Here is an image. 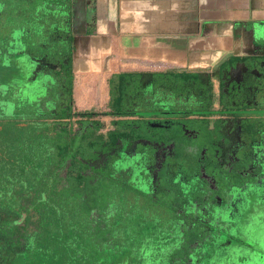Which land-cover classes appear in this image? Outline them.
<instances>
[{
  "label": "rangeland",
  "instance_id": "rangeland-1",
  "mask_svg": "<svg viewBox=\"0 0 264 264\" xmlns=\"http://www.w3.org/2000/svg\"><path fill=\"white\" fill-rule=\"evenodd\" d=\"M33 4V2H32ZM32 12V9H29L26 11V15H29ZM7 17L10 18V21H14L15 24L19 25V18H21L20 13H8ZM32 25V24H31ZM27 22H24V26L27 28L30 26ZM33 28V27H32ZM31 28V29H32ZM37 27H34L32 31V35H36L38 32ZM16 33L19 37V35L22 34L21 31H16ZM17 37L18 41L14 44L15 48H17V51L20 50L22 47L20 45V39ZM51 40V39H50ZM91 45L88 43L80 44V43H72L70 44V56H71V67H72V72L76 73L79 70H82L83 68V61L84 59H87L88 61H91L89 54H86L87 51H89ZM82 49V51H81ZM78 51V52H77ZM73 57V58H72ZM73 65H72V60ZM2 61V60H1ZM35 61V60H34ZM25 61H23L24 64ZM92 64H97L99 61L98 60H92ZM90 62V63H91ZM35 63V62H34ZM39 63V62H38ZM86 63V60H85ZM232 67L228 68H236L231 65ZM25 65H22L18 68V71L15 69V65H6L5 63L3 64L0 62V91H2L5 85L7 84H12L19 87V88H25L26 86V81H28L29 78H31L33 75L35 78V82H37V86L35 91L33 92H28L27 88L22 89L21 91V96L18 98L16 96L13 97H1V101L4 100H9L11 99L15 104L16 107H11V111L13 112L12 114V119L17 120V116L19 113H31L33 114V111L31 108V102H27L26 104L23 105L24 100H32L37 97H40L43 95V89H44V83L45 81L42 80L45 78V75H42L41 73L38 72V69L34 70L33 75H27L29 70L25 68ZM91 64L88 63V66L86 65V68L88 70L90 69ZM248 70L246 67H242L240 70ZM230 69V70H232ZM152 70V69H149ZM84 71V70H83ZM165 71V70H164ZM160 71L161 73H156V71H149L150 78L147 80L141 78V75L135 72H129V74L123 73L122 75L118 77H113L110 81L109 88L107 87V90L100 93L99 96H97L96 92H91L89 95L86 92V86L87 83H83L84 76H76L73 75L71 77V88H70V95H69V102L67 95L65 93H61L60 90L57 91V95L59 97L62 96L65 105H68V108L72 113H87L89 115H86L90 117L84 118L83 115H76L77 119H71V117H63L60 120L63 121V123L58 124L62 129L58 128L57 125L54 127L58 130L56 131L57 133L47 136L46 133H43L44 130L49 129L47 127L51 125V123L54 122L50 118L49 114H57V110L62 112L65 109H59L58 105L55 104L54 102H48L47 106L51 110H45L41 106V110L36 109L34 115L37 114H45L49 115L48 118H46L47 125L43 124V126L38 127V126H27L20 128L18 126H13V132H9V134L13 136V139L11 138L12 141H8V143L4 144V147H2L3 154L8 155L6 158H0V161L4 162V164L7 163V160H11L9 165H4L6 168H9L10 170H13V176H15V179H12L11 189L14 190V194H21V196L18 198L25 197L23 200V203H26L29 199V196L32 199V193L34 191L33 187V182L40 184V179L43 177L40 174H37L36 170H42L44 173L47 171L54 170V167L56 165L55 161H57L62 155L60 153V149L63 148L67 151H69L70 156L69 158H72L73 156L76 158V163L70 162L69 158L64 159V164L62 167H65L67 165L68 169H72L71 172L67 173L66 171L64 172V169L61 171L62 174L60 178H62L61 182H67L68 184L63 186L61 189L57 191V196L52 197L55 202H61V206L63 205L65 199L67 201H70L71 205H65L64 208L65 210L61 211L62 213H65L66 215H69L72 212H75L74 218H79L77 223L79 224V227H85L87 224V221L84 218L85 213V206L86 203L89 204L91 202H94L95 200H98L99 202H94L99 206H103L106 204L108 198L111 196H117L118 201L120 200L121 205L123 207L120 208L122 211H125L123 217L117 215L116 220L118 223H113V221H110V227L109 232L111 234H114L115 236L112 237L115 242L120 243V248L122 251L118 254H115L112 256L113 261L110 264H162L161 259H159L160 256H155V260L150 259V254L154 253L153 246L151 245V240L153 239L154 236H158L159 230L163 227H165L168 230H170V224L169 220L173 219L170 212L169 202H167V198H163L162 204L157 208L156 206L151 208H154V210L150 211L155 214V216L158 218L157 223H155V219L151 218V213L145 214L146 212L142 211L143 208L145 207V202H147V205L149 206L150 200L148 199H143L142 197L135 198V194H140L139 188H143L150 193H154V195H159L158 191V186L155 185V182L157 180L162 181V178L167 175L164 171L160 169L156 173H144V175H141L138 173V171H131L130 167L128 165H124L123 167L122 162L120 160L121 156L123 155H129L130 157H134V159H138L142 152L137 153L136 151L132 150V153L130 155L129 149L127 147L126 142H124V135L126 133H129V131L134 132L133 134L139 133L142 131V127L146 126V128L150 129H157L159 127L163 126H158L159 125V120L155 121L154 118H150L146 120L145 125L142 122L139 126L136 123H130L135 117L131 113H123V115H120L119 117H116V111L122 112L132 109L133 106L139 105L141 101L143 100H157L160 99L163 101L165 105H176L175 108L178 109L177 104H180L182 102H186L189 100H195L196 102L203 100L205 106L208 108H220V102L219 100H222L223 103L222 105L224 107L222 108H229V100H231V106H249L248 108H259V109H264V91L261 88V86H242L238 84V87L235 88H227V90H224V84H222L221 89L223 90H218L219 88L216 87L215 83L210 82L211 87H206L208 86V83L206 86L204 83L199 81V78L195 77V81L190 82L189 86L190 88L186 85L187 83L186 80L182 79L181 77L183 76L181 72H165ZM168 71V70H167ZM81 72V71H80ZM158 72V71H157ZM229 79L232 80L233 82L235 81V75L231 73V75H228ZM75 85L72 87V83ZM116 79V82H115ZM39 81V82H38ZM231 82V81H230ZM185 83V84H184ZM184 84V86H183ZM78 88L76 93L79 95V101L74 98L75 94L73 96V88ZM27 86H31L27 85ZM26 86V87H27ZM187 89L190 92H187ZM72 94V95H71ZM73 97V98H72ZM78 98V97H77ZM61 99V98H60ZM23 101V102H22ZM62 101V103H63ZM194 101V102H195ZM241 102L237 103L236 102ZM22 102V104H21ZM70 103V106H69ZM61 103H59L60 105ZM192 104V102H191ZM28 108H27V107ZM67 108V107H66ZM231 108V107H230ZM170 109V108H168ZM132 111V110H131ZM9 112V111H8ZM8 112H3V114H6ZM114 116H112V114ZM17 115V116H15ZM75 115V114H74ZM56 116V115H55ZM29 118L30 120H33V118H30V115L26 114L23 118ZM114 117V118H113ZM21 119V117H20ZM23 119V123H24ZM35 120H37L36 117H34ZM208 121H205L206 126L208 128L214 130L216 128L217 134L219 140L218 144L221 148H223V151H220L219 149V156L222 158H226L228 154L231 151L230 145H234L235 139L233 136V132H239L240 134V139H244L242 132L239 130H236L235 124H233V118L232 117H225L223 116L220 120L215 122L214 120H218L219 118H216L215 116L211 115L209 118H207ZM253 119L254 124L253 125H258L260 127L264 126V115H258L255 118H250ZM49 120H52L51 122H48ZM85 121V122H83ZM92 121H97L98 126L96 128H86L84 127V123L86 122H92ZM119 121H125L124 124L120 123ZM231 121L230 124H228ZM193 123V126H195L197 123H200L199 121L193 120L191 121ZM6 125L11 126L8 122L5 123ZM83 124V125H82ZM163 124V123H162ZM245 124H248L245 122ZM245 124L243 123L242 127L244 128ZM46 125V126H45ZM11 126V127H12ZM201 128L200 127V132L202 135L195 140V142H200L207 144L210 141V138L215 133H212L210 130L207 128ZM235 126V127H234ZM10 127V130H11ZM219 127V128H218ZM246 127V126H245ZM259 127V128H260ZM69 128V129H68ZM60 129V130H59ZM69 131H67V130ZM163 129H165L163 127ZM240 129V128H239ZM52 129H49L50 131ZM51 132V131H50ZM5 134H8V132H2ZM52 133V132H51ZM83 133V135L80 134ZM122 133V135H120ZM144 133V132H142ZM72 134V135H69ZM79 134V135H78ZM145 134V133H144ZM77 135V136H75ZM148 135V134H145ZM170 135V132H163L157 140L160 143V140H164ZM173 136V134H172ZM175 136V135H174ZM223 137V138H222ZM216 140V141H217ZM144 144H147L148 141L144 140ZM186 141L184 140L183 143ZM198 143H195L196 146H199ZM194 144V143H193ZM49 147V153H46L47 148ZM230 150V151H229ZM223 152V154H222ZM244 153V152H240ZM73 155V156H72ZM4 156V155H3ZM72 156V157H71ZM12 157V158H11ZM73 157V158H74ZM78 159L83 162L84 168L93 167V168H99L102 163L109 159H111L112 164H111V169L112 172L115 176H117V173H126L127 176L130 174L131 177L129 176V182L132 184L133 187V194L132 195H126L125 193H120L118 190H116V186L111 182V181H104V179H97V181H93L95 174L92 171H89V169H83V168H78L77 162ZM16 160V164H15ZM22 161L25 162H30L28 169H24V166L21 165ZM1 163V162H0ZM2 164V163H1ZM2 165V166H3ZM35 165V166H33ZM122 167V168H121ZM193 164H189L187 171H183L184 175H186V179L183 180V182L180 184V180L177 179V183L171 182L167 187H176L177 190H179L180 193H183L187 196L190 197V201L192 200H199L200 194L204 195L205 193H209V190H211L209 183L207 181H202L200 178L195 177V174L192 172L193 171ZM128 168L130 171H128ZM134 169V168H133ZM0 174L3 173L2 169H0ZM22 170L23 175L22 179L24 178L25 182H20L18 181V172ZM98 172V170H97ZM131 172V173H129ZM197 172V171H196ZM206 174V173H205ZM139 175V176H138ZM124 176V175H123ZM197 176V174H196ZM126 176H124L125 178ZM160 177V178H158ZM14 178V177H13ZM4 179V178H3ZM8 179V178H7ZM119 180V179H117ZM26 181H30V188L28 187V184ZM3 185H9V182H2ZM19 185L18 188L13 187L14 185ZM46 185H49L50 183L47 182L45 183ZM130 184H126L127 187H130ZM9 185V186H10ZM35 185V184H34ZM176 185V186H175ZM109 186H112L109 188ZM121 186V184H119ZM160 187L163 189L164 185H160ZM157 188V189H156ZM17 190V192H15ZM20 191V192H18ZM158 191V193H156ZM163 191H166V185L165 189ZM252 192V191H251ZM27 193L29 195L27 196ZM123 194V199L120 197V195ZM250 196H254L255 194H249ZM18 196V195H16ZM15 196V197H16ZM120 197V198H119ZM2 198V199H1ZM5 198V196H1V202ZM64 200V201H63ZM83 200V201H82ZM80 202V208H78L76 205H74L77 202ZM129 205H127V204ZM126 204L127 206H124ZM261 204V203H260ZM185 204H182L184 206ZM189 208V207H187ZM1 209V208H0ZM145 210V208H144ZM1 211V210H0ZM146 211V210H145ZM6 211H1L0 212V224L3 221V218L6 217L4 216ZM259 214V217L264 218V213ZM63 216V214H61ZM78 215V217H77ZM70 216V215H69ZM71 217V216H70ZM175 218V217H174ZM72 219V218H71ZM150 219V220H149ZM253 218L252 220H254ZM68 221V220H67ZM65 222V220L63 221ZM164 224V225H163ZM88 225V224H87ZM119 225V227H117ZM154 226H157L159 229L155 230L153 229ZM91 228V227H90ZM94 229V234L97 235L100 232L97 230V228ZM189 230V229H188ZM186 230L185 236H191L193 233V230L188 231ZM157 231V232H156ZM114 232V233H113ZM243 237L239 241L236 237L230 238L231 242L235 243H243L250 247L254 251V256L252 257V261L255 259L260 260L264 258V221L262 224L256 226L253 228V230H248L247 232L242 235ZM165 237V236H164ZM97 238V237H96ZM160 236H158L157 239L161 240ZM5 239V237L0 235V243ZM156 239V238H155ZM243 240V241H242ZM113 241V242H114ZM112 243H108L107 245H112ZM114 242V243H115ZM157 242V241H156ZM156 242H154L156 244ZM160 242V241H159ZM158 242V244H159ZM161 245V242H160ZM163 247V245H161ZM248 248L249 251H244L241 247L236 250V255L234 256L235 261H223V258L219 259L220 257H226L227 254L226 252L228 251H222L218 252L216 254V259L220 264H258L256 261L252 263L248 256L249 252L251 249ZM227 250V249H225ZM9 249L7 250V252ZM230 251V250H229ZM161 253V252H160ZM159 255V252L157 253ZM117 255V256H116ZM245 261V262H244ZM240 262V263H239ZM259 264H264V261Z\"/></svg>",
  "mask_w": 264,
  "mask_h": 264
},
{
  "label": "flooded vegetation",
  "instance_id": "flooded-vegetation-1",
  "mask_svg": "<svg viewBox=\"0 0 264 264\" xmlns=\"http://www.w3.org/2000/svg\"><path fill=\"white\" fill-rule=\"evenodd\" d=\"M2 5H4V2L3 0H0V6ZM65 20L66 15L63 14L62 21ZM17 37L18 35L16 34L13 36V41L10 45L4 49H0V62L3 64L5 63L6 65H11L12 63V65L16 66L15 69L17 71L20 66L25 65V68L29 70L27 75H33L36 68L39 73L46 76L42 79L45 81L43 95L35 98V103H37L31 108L34 111L32 114L33 120H30V123L38 127L43 126V124L47 125L46 118H48L49 115L50 118L54 120L53 123L61 121V118H57L54 112L49 115L45 114V112L41 115H34L35 110H39L41 106L45 110L51 111L47 106L48 102H54L59 108L66 106L62 96L59 97L57 95L58 90H60L61 93H65L67 89L65 84L67 78V75L65 76L66 71L62 70V68L58 67L55 62L52 61L53 57L58 53L51 52L48 54V58L45 57V54L31 56L28 55L21 44L22 48L17 51V48H15L14 45L18 41ZM61 40L60 37L55 39L58 43ZM63 40L65 41V38ZM48 42L52 43L51 41ZM10 50H12L11 52H13L16 61L10 60L12 57V53L9 52ZM23 61H25L24 64ZM221 68H224V66ZM70 69L72 77V67ZM165 72L166 71H164V73ZM156 73L161 72L158 71ZM245 74L248 75L247 73ZM182 75L181 78L186 80L185 83H187L186 85L189 88V83H194L195 77L199 78V81L204 83L205 86L208 83V86L206 87H211L210 81H207L208 77L206 75L202 76L192 73H182ZM34 76L35 75L26 81V86L30 84L31 86H25L27 89L24 87L22 89H25L28 92L35 91L38 84L34 81ZM215 76L217 80L216 87L219 88L218 90H222V84H224V90H227V88H234L231 83H227L225 78H221V72L219 73V76H217V74H215ZM259 79V83L257 84H263L264 74ZM241 82H244L243 79L239 84L244 86ZM9 85L17 87L13 85V83H10L3 88L5 89V87ZM0 86L2 85L0 84ZM17 88L22 91L21 88ZM187 92L190 91L187 89ZM33 100L34 99L28 100V102ZM194 101L189 100L187 101L188 103L182 102L177 104L178 109H176V105H165L160 99L154 101L143 100L139 105L133 106L131 109L132 111L128 109L125 112L123 111L116 114V117H119L120 115H123V113H131L135 117H133L134 119L130 123H136L137 125L139 123V126L142 122H144L143 124L145 125L147 119L154 118L155 121L159 120L158 126H163L165 128L163 129V127H159L157 129H145L146 126H143L141 128L142 131L139 133H136L135 131V134H133L134 132L129 131V133L124 135L123 140L127 144L130 155L132 150L137 153L142 152V154L136 160L133 156L130 157L129 155H123L120 158L122 167L126 164L128 167L132 168L130 169L131 171L137 170L141 175H144L145 172H149V174L156 173V171L158 172L160 169L165 170L164 172L167 174L162 178V183L159 180L155 182V185H159V195H154V193H150L139 187L137 188L140 194H135L136 199L142 197L145 200H150L149 206L147 205V202H145L144 208L146 211L144 208L142 211L146 212V215L151 213L150 216L155 219V223H157L158 218L153 212H150L154 210L151 206L153 205V207L156 206L158 208L162 204L163 198H167V202H169L168 206L170 207V210H172L170 216L173 218L169 220L170 230L167 231L165 227L159 230L158 236L162 237L160 238L161 240L157 239L158 236L153 237L151 245L153 246L152 250H154V253L149 255L151 260H155V256H160L156 261L161 259L162 264H220L218 260L221 258H223L224 262L235 261L234 256L237 254L236 250L238 248L241 247L244 251H249L248 248L250 247L243 243L241 244L240 242H231L230 238L236 237L240 241L245 232L249 229L253 230V228L262 224L264 221V218L259 217L258 214L264 213V126L260 127L258 125H253L255 121L250 119L252 117L256 119V117L261 114L264 115V109H252L248 108L249 106L247 107L244 105H238L239 107L231 106L233 103H231V100H229V108H222L224 107L222 105L223 101L219 100L221 107L213 109L205 106L203 100L198 102ZM59 103L61 104L59 105ZM237 103L241 102L239 101L236 102V104ZM111 114L114 116L113 113ZM211 115L219 118L218 120H214L215 122L219 120L221 122L223 116L232 117L236 130L241 131L244 137V139L239 140V132H233V139H235V142L233 147L230 145L232 149L231 151L229 150L230 153L226 158L219 156V149L220 151H223V148L218 144V136L220 135L217 134L216 128L212 130L205 124V121H208L207 118ZM34 117H36L37 120H35ZM84 118L90 119V117ZM195 119L200 123L193 126L191 121ZM52 120H49L48 122H51ZM119 122L124 124L125 121ZM245 122L248 124H245ZM61 123H63V121H61ZM230 123L231 121L228 124ZM243 123L246 126H244V128L242 127ZM205 126L215 134L210 138V141L207 144L201 143L202 141L199 143L195 142V140L202 135L200 127L205 128ZM84 127L91 129L99 126L97 121H92L84 123ZM164 131L170 132V135L164 140H160L159 143L157 139L160 136L158 135H161ZM142 132L148 135H145ZM80 135H83V133ZM120 135H122V133ZM144 140L148 141L147 144H144ZM184 140L186 141L185 143H183ZM195 143H198L199 146H196ZM111 164V159H109V161L105 160L98 169H95L89 166L84 168L83 162L79 159L77 162L79 169H89V171L94 172L95 177L93 181H96L99 176L104 175L106 178L112 180L113 184L117 187L116 190L120 193L132 195L134 186L130 184L128 179L131 175L129 174L127 176L126 173L128 172H126L117 173V176H115L110 167ZM189 164L194 165L192 172L195 174V177L200 178L204 182L207 181L211 188L209 193H205L204 195L200 194L199 200L196 201H190V197H187L183 193L184 191L180 193L176 187H167L171 182L177 183V179L180 180V184L186 179V175L183 176V171H187L186 168H188ZM130 170L128 168V171ZM123 175L126 177L124 178ZM119 184H121V186H119ZM126 184H130V187H127ZM160 185H164L163 189H165L166 185V191H163ZM158 191H156V193H158ZM123 194H119L122 199ZM249 194L255 195L252 197ZM24 198L25 197L20 198V202L23 203ZM30 198L31 197L29 196V199ZM126 204H124V206L129 205ZM182 204L185 205L182 206ZM120 205L121 202L120 200L118 201V197L115 195L109 198L105 206L98 213H96V209L95 211H92L93 208L90 209V216H92L90 225L98 223V227L102 228L105 223V226L108 229L110 227V221L118 223V221H114V219L116 220L117 215L123 217V215L127 213L126 210L122 211L123 207ZM5 213L11 215L14 212L6 211ZM29 215L32 216L33 214L30 213ZM23 216V212L19 215H15L12 219V224L20 223L24 218ZM253 218L255 219L252 220ZM30 220L32 222L35 221L33 216ZM30 224L31 222H29L26 227L24 234L31 235L34 231V229L29 226ZM117 227H119V225H117ZM156 227L157 226H154L153 229L155 230ZM111 228H109V230ZM159 228L157 227L156 229ZM186 230L190 232L193 230L190 237L185 236ZM105 234L110 235L111 238L115 236L110 232ZM159 241L163 247L160 245ZM154 242H156V244ZM222 251H228L226 252L227 256H222L217 260L216 254ZM158 252L159 255L157 254ZM253 253L254 251L251 249L248 254L250 258L249 261L252 263L256 261L258 264L260 261L261 263L264 261V258L260 260L254 259L252 261V257L254 256Z\"/></svg>",
  "mask_w": 264,
  "mask_h": 264
},
{
  "label": "crops",
  "instance_id": "crops-1",
  "mask_svg": "<svg viewBox=\"0 0 264 264\" xmlns=\"http://www.w3.org/2000/svg\"><path fill=\"white\" fill-rule=\"evenodd\" d=\"M68 9L72 43H88L86 54L99 61L84 59L73 73L84 76L88 95L99 96L123 73L147 80L149 71L164 70L206 75L215 84L221 72L234 88L243 79L264 91V82L257 84L264 74V0H70ZM232 64L248 70H230ZM79 86L72 89L78 101Z\"/></svg>",
  "mask_w": 264,
  "mask_h": 264
},
{
  "label": "trees",
  "instance_id": "trees-1",
  "mask_svg": "<svg viewBox=\"0 0 264 264\" xmlns=\"http://www.w3.org/2000/svg\"><path fill=\"white\" fill-rule=\"evenodd\" d=\"M3 2L4 5L0 6V49H4L10 45L13 41V36L18 33L16 31H21L22 34L19 35L18 38L20 39V44L28 55L36 56L39 54H45V57L48 58L49 53H58L53 57L52 61L55 62L58 67L62 68V70L66 71L65 76L67 75V78L65 84L67 89L65 95H67L69 102L71 88V56L69 47L71 40L75 36L71 32L69 22L71 12L68 7L70 0H3ZM29 9H32V12L29 15H26L25 13ZM7 11L11 14L20 13L21 18L18 19L19 25L15 24L12 20L10 21V18H8V15L6 14ZM63 14L66 15L65 21H62ZM24 22L32 25L30 28H26ZM34 27H37L35 30L38 32L35 36L32 35ZM57 36L62 39L59 43L55 41L56 38H59ZM64 38L65 41L63 40ZM48 41H51L52 43H49ZM13 96H16L17 98L21 96V90L9 85L5 87L4 90L0 91V98ZM24 101L26 102H24L23 105L28 102L27 100ZM36 103L35 100L31 101V107L35 106ZM11 107H16V104L11 99L4 101H1L0 99V158L8 157V155L3 154L1 151L4 144L8 143V141H12L11 138L13 139L12 134H9V132H13V126H18L20 128H25L28 125L32 126L28 117L26 119L23 118L26 114H28V116L30 115V118H32L31 113H19L18 116L15 115L17 116V120L12 119L13 112L11 111ZM62 108H65V110L62 112L57 110V118H68L75 115L88 117L86 115H89L87 113L78 114L68 112L70 111L68 105L65 107L62 106L59 109ZM3 112L8 113L3 114ZM121 112L116 111V114ZM6 122L10 125L12 123L13 126L6 125ZM60 122L61 121H58L56 123L61 124ZM56 123H51L50 126L47 125L49 129H52L50 130L52 133L48 131L49 129L44 130L43 133H46L47 136H51L57 133L56 131L58 128H64H61ZM55 125H57V129L54 127ZM4 131L8 132V134L2 133ZM48 150L49 147L47 148L46 153H49ZM60 153L62 156L55 161L56 165L54 170L44 173L42 170L35 169L37 174H40L43 177V180L42 178L40 179V184L42 183V185L33 182L32 188L34 191L31 192L32 199L30 198L26 203L20 202L17 197H20L21 194H14V190L11 189L10 184L12 183V179H15V176H13L14 172L12 173L13 170L4 166L12 163L11 160H7L6 164L0 161L2 163H0V169H2L3 172L0 174V197L2 195L5 196L2 202V198L0 199V210L3 212H14L11 215L5 213L4 216L6 217L3 218V221L0 224V235L5 237L0 243V264H110L113 261L112 256L117 253L119 254L122 251L119 247L120 243L118 241L115 242L110 235L105 234L109 233L105 223L102 228L98 227V223L90 225L92 220L90 209L93 208L92 211H95L96 209V213H98L103 208V206L94 203L99 202L98 200L89 204L86 203V214L84 215V218L88 225L86 224L85 227H79L77 221L80 217L74 218L75 212L69 214L71 217L61 212L62 210H65V205H71L70 201L68 202L67 199H65V201L63 200L64 203H62L63 205L61 206V202H55V200L52 199V197L57 196V191L59 189L65 186V184H68L67 182H61L62 178H60V174L62 169H64V172L69 170L67 173L72 170L68 169L67 165L62 167L64 159H66V157L69 158L68 156H70L69 151H67L66 148H61ZM73 157L69 159L70 162L74 164L76 163V158ZM29 164L31 163L25 161H22L21 163V165L24 166V169H28ZM22 172V170L18 172L17 180L25 182L24 178L22 179ZM101 178L104 179V181L109 180L112 182V180L106 178L104 175L99 176L97 179ZM2 182H9L10 186L6 185V183L3 185ZM47 182L50 184L46 185L45 183ZM26 183L30 188V181H26ZM19 185L20 183L18 185L13 184L14 189L18 188ZM109 188L112 190L113 187L109 186ZM15 192H17V190H15ZM28 195L29 193H27V196ZM107 200H109V198ZM80 202L81 201L74 204L76 205L77 210L80 208ZM22 212L24 213L23 220L20 223L12 224L14 216L19 215ZM30 213L33 214L32 216L35 219L34 222L30 220L32 217L29 215ZM61 214H63V216ZM64 220L65 222H63ZM29 222H31L29 226L34 229L31 235L24 234ZM93 228H97L100 233L95 235ZM112 242V245H107ZM8 249L9 251L7 252Z\"/></svg>",
  "mask_w": 264,
  "mask_h": 264
}]
</instances>
